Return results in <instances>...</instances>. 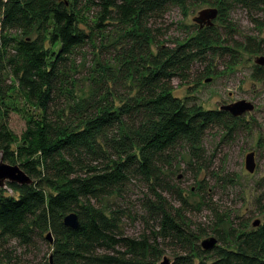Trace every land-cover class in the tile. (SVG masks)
<instances>
[{
	"label": "trees",
	"instance_id": "1",
	"mask_svg": "<svg viewBox=\"0 0 264 264\" xmlns=\"http://www.w3.org/2000/svg\"><path fill=\"white\" fill-rule=\"evenodd\" d=\"M190 2L217 5L219 16L233 6L249 12L264 5V0H0V157L31 178L29 184L7 182L0 188V264H157L160 242L179 248L170 264H264V216L252 228L238 223L223 231L217 225L224 218L210 207L217 245L203 250L198 238L205 232L192 229L184 217L186 201L179 191L171 192L164 174L181 145L192 159L188 165L199 168L205 133L216 126L230 132L235 120L172 94L173 81L189 82L196 61L218 49L229 52L220 45L234 30L230 23L223 35L213 25L198 27L194 35L166 44L167 29L156 24L170 5ZM114 27L122 31L118 47H106L108 28ZM87 43L99 54L112 48L118 69L101 58L90 77V95L76 101L77 56ZM230 44L232 50L264 51V40ZM253 77L264 79V68L257 67ZM121 84L124 95L117 90ZM9 112L24 118L20 135L7 125ZM132 178L146 185L144 206L156 222L139 239L119 232L117 210L106 214L94 203L119 193ZM165 192L178 199L175 210ZM69 212L77 213V228L63 225ZM47 232L51 261L25 262L7 247L10 240L30 246Z\"/></svg>",
	"mask_w": 264,
	"mask_h": 264
},
{
	"label": "rangeland",
	"instance_id": "2",
	"mask_svg": "<svg viewBox=\"0 0 264 264\" xmlns=\"http://www.w3.org/2000/svg\"><path fill=\"white\" fill-rule=\"evenodd\" d=\"M215 7L217 17L212 25L216 32L223 35V26L232 25L233 33L224 38L220 48L229 46L228 51L207 56L205 61H196L190 70L189 82L180 83L174 80L172 94L180 100L195 103L203 110H219L221 105L230 104L239 100L251 102L254 108L235 117L230 132L219 127L210 128L201 141V158L199 168L189 166L192 161L185 145L175 149L176 158L164 170L166 180L171 187V192L179 191L186 201L184 217L194 227L201 228L205 233L198 238V244L207 237H214L213 229L216 227V218L210 207L220 214L224 221L217 227L226 231L229 226L245 224L247 228L254 227L255 220L259 224L264 216V79L256 80L253 77L257 69L254 63L256 56H264V51L250 53L243 48H234L230 42H244L251 38L256 42L264 40V5L260 9L248 12L245 8L233 6L224 15L219 16L217 5L209 3L190 2L184 6L170 5L158 26L167 29L164 39L166 44L178 39L194 35L198 25L193 18L201 9ZM211 25V26H212ZM164 27V28H163ZM107 47H118L122 31L108 28ZM164 32V31H163ZM97 46L100 42H93ZM230 44V45H229ZM99 54V50L87 43L79 50L77 56V74L74 87L76 101L90 95V77L95 70L96 63L101 58L107 59L109 66L117 71L118 65L113 60L110 51ZM232 65H229L231 62ZM264 68V67H263ZM205 71L210 74L204 75ZM200 77V80L196 79ZM206 79H208L206 81ZM120 94H125L124 84L117 86ZM232 122V121H231ZM9 129L16 135L25 128L24 118L17 112H9L7 117ZM249 152L254 154L255 167L252 172L245 169L244 159ZM165 192L170 207L175 210L179 206L174 193ZM8 194L13 195L10 190ZM148 189L144 183L132 178L119 193H112L102 197L94 203L109 214L111 209L118 211L120 221L118 229L124 236L139 239L143 233H149L156 222L149 219L144 206ZM201 194L204 195L202 200ZM35 238L30 246L18 243L16 240L7 242V247L21 260L29 263H38L50 256L51 247L46 239ZM160 242V240H159ZM162 249L157 264L167 258L170 264L179 248L172 244L159 243ZM104 252V251H101Z\"/></svg>",
	"mask_w": 264,
	"mask_h": 264
},
{
	"label": "water",
	"instance_id": "3",
	"mask_svg": "<svg viewBox=\"0 0 264 264\" xmlns=\"http://www.w3.org/2000/svg\"><path fill=\"white\" fill-rule=\"evenodd\" d=\"M218 10L215 7H207L201 9L197 16L193 18L194 23L198 25L199 28L204 26H211L213 20L217 17ZM254 63L259 66H264V56H256L254 58ZM208 79H206L207 81ZM254 108L251 102L245 100H239L230 104L221 105L219 110L228 112L232 117H237L242 115L245 112L251 111ZM245 169L248 172H252L255 167L254 163V154L249 152L245 155L244 159ZM16 183L18 185L29 184L31 178L22 170L18 164H10L2 160L0 157V188L6 187V183ZM62 223L66 227L72 229L77 228L79 224L77 213L69 212L62 217ZM259 224L258 220L253 222V226ZM45 238L49 243H52V236L50 232L45 234ZM217 245V240L214 237L204 238L200 242V247L203 250H210ZM51 261V256H49ZM167 258H164L161 264H167Z\"/></svg>",
	"mask_w": 264,
	"mask_h": 264
},
{
	"label": "flooded vegetation",
	"instance_id": "4",
	"mask_svg": "<svg viewBox=\"0 0 264 264\" xmlns=\"http://www.w3.org/2000/svg\"><path fill=\"white\" fill-rule=\"evenodd\" d=\"M257 67H262V68H263L264 66H259V65H257ZM262 80H263V79H262Z\"/></svg>",
	"mask_w": 264,
	"mask_h": 264
}]
</instances>
